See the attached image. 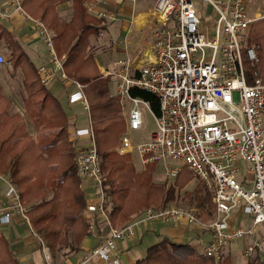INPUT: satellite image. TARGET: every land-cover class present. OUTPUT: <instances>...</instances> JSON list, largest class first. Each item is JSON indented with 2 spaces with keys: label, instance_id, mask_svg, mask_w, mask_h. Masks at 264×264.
<instances>
[{
  "label": "built area",
  "instance_id": "built-area-1",
  "mask_svg": "<svg viewBox=\"0 0 264 264\" xmlns=\"http://www.w3.org/2000/svg\"><path fill=\"white\" fill-rule=\"evenodd\" d=\"M201 2L211 6V21L201 19L196 0H156L152 8L153 57L137 66L129 58L114 59L100 69V77L114 81L124 109V100L131 103L117 151L134 153L141 169L162 161L164 174L170 179L183 166L190 169L212 191V217L205 221L194 208L153 206L121 226L113 225L105 206L106 175L100 167L89 119L87 126L75 129L77 135L90 138L88 144L75 145L76 172L92 189L85 209L88 228L94 232L99 222L105 224L106 231L73 264L95 259L121 264L118 241L131 242L143 224L181 219L210 229L211 237L202 251L205 256L222 259L227 244L248 238L242 247L243 256L264 264V78L256 67L248 82L244 69V57L253 64L258 62L255 46L248 43L255 18L248 14L247 0ZM104 3L84 0L89 13L112 20L115 14L103 7ZM14 13L30 21L49 52V65L37 68L40 83L48 86L56 77L70 80L76 89L69 94V102L81 101L89 111L84 85L67 76L64 55L56 52L52 30L27 12L22 0H0V18H10ZM5 60L0 53V63ZM133 88L155 94L157 112L149 101L133 95ZM140 104L151 112L154 126L148 138L132 140L130 135L143 125ZM1 184L0 225L17 215L41 245H46L30 221L28 206L16 184L2 171ZM80 188L84 190L82 182ZM233 210L244 214L248 225H232ZM43 264H53L45 250Z\"/></svg>",
  "mask_w": 264,
  "mask_h": 264
},
{
  "label": "trees",
  "instance_id": "trees-1",
  "mask_svg": "<svg viewBox=\"0 0 264 264\" xmlns=\"http://www.w3.org/2000/svg\"><path fill=\"white\" fill-rule=\"evenodd\" d=\"M62 1L65 0H22V5L52 30L56 52L59 56L64 55L62 63L67 76L84 85L100 167L107 175L105 206L111 223L118 226L142 206L153 202L165 206L182 193L186 201L210 208L198 213L207 219L213 209L211 190L199 181L192 190L181 192L194 177L190 169L183 166L174 178L156 181L153 178L155 163L137 170L129 159V152L117 154L112 150L118 144L124 122L111 107L114 97L108 94V82L100 78L94 54L90 51V37L102 33L106 20L89 13L84 0H71L72 14L65 20L57 11V4ZM0 39L10 48L9 62L22 66L28 95L25 108L34 109L32 119L41 123L44 129L57 128L46 138H34L26 130L21 115L7 110L10 100L0 91V171L8 174L16 184L21 199L28 206L30 221L46 239L48 249L64 246L76 249L92 231L85 217L88 202L79 188L82 179L76 172L74 146L73 151L66 150L68 142L59 139L65 133V112L60 101L40 83L36 67L25 55L18 39L1 23ZM248 42L255 46L258 56L257 64L244 57V69L251 82L256 67L260 68L264 78V16L251 22ZM29 81L34 84L33 88ZM131 93L149 101L153 111L157 112L155 94L140 88L131 89ZM102 229V223L96 222V233ZM200 237L175 241L162 236L149 244L131 264H232L228 253L219 260L204 256V241ZM0 264H18L1 231Z\"/></svg>",
  "mask_w": 264,
  "mask_h": 264
},
{
  "label": "crops",
  "instance_id": "crops-1",
  "mask_svg": "<svg viewBox=\"0 0 264 264\" xmlns=\"http://www.w3.org/2000/svg\"><path fill=\"white\" fill-rule=\"evenodd\" d=\"M155 1L156 0H109L108 4H103V7L107 10L115 12V17L112 20L106 21L102 31L103 33L107 30L110 38L113 37L110 39L111 42L103 43L100 40L102 33L98 37H90V51L94 54L99 73L102 67L110 64L114 59L129 58L132 60L133 65L137 66L153 57L152 42L154 16L152 14V8ZM247 1L249 15L253 16L255 19L264 16V14H259L260 5H264V0ZM252 6L256 9L254 15L250 14ZM57 11L61 18L64 16L63 19L68 20L72 14V1L65 0L59 2L57 4ZM113 20H117L114 25L111 23ZM0 23L18 39L24 49L25 55L36 67V70L40 65H49V52L43 40L36 34L30 21H28L23 14L14 13L10 18H0ZM97 40H100V45L103 46V49L101 48V50L93 51L91 46ZM0 53L6 58L4 62L0 63V91L10 100L7 110L21 115L26 130L34 138L37 136H43L46 138L49 132H52L57 128L44 129L42 128L41 123L38 124L32 119V114L35 113L34 109L32 107L25 108V100L28 95L25 87L26 85L23 82L22 66L14 65L9 62L10 48L3 39H0ZM109 81L111 80L107 81L108 94L114 97L111 107L114 108L113 111L116 112L115 114L122 118V122H124L125 126V110H127L128 107H125L126 109H124L122 103L117 98L114 81H112L114 85L113 89H111ZM28 83L31 85V88H33L34 84H30V81ZM46 87L50 94L60 101L62 109L66 115L65 133L62 137H59V139H65L67 142H70L74 145V148L77 143L85 144L87 141L89 142L90 138L88 136L77 135L75 133L76 128L87 126L88 120H91V118L89 111L83 107L81 101L73 103L69 102V94L76 89L74 84L70 80L56 77ZM133 164L136 168H140L137 158ZM190 182L191 181L187 184ZM82 183L84 185V194L87 198V202H89L92 199L90 183L88 180L82 181ZM3 188L4 185L1 184L0 200L3 199ZM233 213L232 225L242 224L243 220L240 219L237 221L241 212L233 210ZM245 220H247L246 217ZM24 225V222L17 215H13L10 222L0 225L2 236L6 240L9 250L18 264H43L44 250L50 255L53 264H73L92 246H94L97 243L99 236L106 231V226L102 223L103 229L100 233H96L95 229L92 234L84 237L81 244L76 249L72 250L68 256H63L59 249L49 250L47 245L42 246L35 236L31 233L27 234ZM162 236H167L175 241H186L190 238L201 236L200 238L204 241L202 244L203 248L204 244L210 237V232L208 230H201L196 224L188 223L184 219H181L176 223L157 222L146 228L142 226L131 242H117L121 264H131L136 258L141 256L139 253L142 251H137V254L134 250L136 247H141L142 244L146 242L143 251L144 253L149 244L158 241ZM235 247V242L227 244L224 249L225 253L230 254L232 257L234 252L237 251L241 257V255H243L242 248L240 249V247H237L238 250H235ZM58 256L63 257L60 259ZM244 261H246V259ZM88 264L110 263L95 259Z\"/></svg>",
  "mask_w": 264,
  "mask_h": 264
},
{
  "label": "rangeland",
  "instance_id": "rangeland-1",
  "mask_svg": "<svg viewBox=\"0 0 264 264\" xmlns=\"http://www.w3.org/2000/svg\"><path fill=\"white\" fill-rule=\"evenodd\" d=\"M108 2H109V0H105V5L106 4H108ZM196 4L197 5H199V7H200V9H199V12H198V14H199V16L201 17V19L203 20V21H206V20H209V21H211V19L213 18V10H212V8H211V6H209V4H207V3H204V2H201L200 3V0H196ZM256 11V9H254V6H252L251 7V11H250V14H252V15H254V12ZM114 14H115V12H113ZM259 14L260 15H263L264 14V5H260V12H259ZM63 18H64V16H63ZM107 21V20H106ZM117 22V20H113L111 23L114 25L115 23ZM91 38H92V36H91ZM113 37H111L110 38V36L108 35V31L107 30H105L103 33H102V35L100 36V40L103 42V43H108V42H111V40L110 39H112ZM100 40H97V41H95L94 42V44H92V46H91V48H92V50L93 51H95V50H101V48L103 49V46L102 45H100ZM248 43H251V42H248ZM102 46V47H101ZM102 62H104V61H102ZM104 80V79H103ZM106 80V79H105ZM106 81H108V80H106ZM109 84H110V87H111V89H113V82L112 81H109ZM234 97L235 98H237V93L235 92L234 93ZM124 105H125V107H129L130 105H131V103L129 102V101H127V100H124ZM139 107H140V109L142 110V117H143V125H142V128L140 129V130H137V131H135V132H133V134H131L130 136H131V139L132 140H141V139H146V138H148V136H149V133L151 132V130H152V128H153V126H154V118H153V116H152V114H151V112L146 108V106L145 105H143V104H140L139 105ZM125 112H126V110H125ZM55 130H57V129H55ZM55 130H53V131H55ZM52 131V132H53ZM120 136H121V134L119 135V137H118V144L115 146V147H113L112 148V150L114 151V152H116L117 154H120L118 151H117V146L119 145V143H120ZM95 141V140H94ZM89 142L87 141L85 144H88ZM78 144V143H77ZM96 144V143H95ZM73 146L74 145H72L70 142H68V144L66 145V150H72L73 151ZM75 149V148H74ZM99 156H100V154H99ZM129 159L131 160V162L133 161V162H135V159H136V157H135V155H134V153H132V152H129ZM155 166V168H154V171H153V178H154V180H156V181H163V180H165L167 177L165 176V174H164V167H163V162L162 161H157V163L156 164H154ZM138 169L137 170H140V168L139 167H137ZM106 175V174H105ZM168 179V178H167ZM106 180H107V175H106ZM82 182V181H81ZM81 182L79 183V188H80V184H81ZM106 182V181H105ZM199 181L195 178V177H193L192 179H191V182L189 183V184H187L185 187H184V189H182L181 190V192H183L184 190H186V189H188V190H192L193 188H194V186H195V184H197ZM208 188V187H207ZM81 189V188H80ZM209 189V188H208ZM82 190V189H81ZM211 193H212V191H211ZM182 195H183V193L181 194V195H178L174 200H172L171 202H168V204L167 205H165V206H161V204H157L156 202H153V203H149V204H146V205H144V206H142L141 207V209H139L138 211H136L135 212V214L129 219V220H131V219H133L137 214H139L142 210H144L145 208H147V207H168V206H177V207H182V208H194L195 210H196V212L197 213H199V212H202V211H209V209L210 208H208V206L207 207H200V206H198V204L196 203V202H188V200L186 201V199H184V197H182ZM211 201H212V195H211ZM212 203H213V201H212ZM214 206V205H213ZM108 212V211H107ZM212 214H213V209H211V214H210V216L207 218V219H204V218H202L200 215V217L203 219V220H209L211 217H212ZM234 214V213H233ZM244 214H239V218H238V220L237 221H239L240 219L241 220H243L242 222V224L243 225H248V221L247 220H245V216H243ZM21 219V218H20ZM23 222H24V220L23 219H21ZM129 220H127V221H129ZM127 221H125V223L127 222ZM167 222H172V223H174L173 221H167ZM189 223V222H188ZM24 224H25V222H24ZM124 223H122V224H120V225H118V226H121V225H123ZM153 224V223H152ZM152 224H143L142 226L144 227V228H146L147 226H149V225H152ZM197 225V224H196ZM25 227V230H26V232H27V234H30V231H29V229L27 228V226H26V224L24 225ZM142 226H141V228H142ZM198 226V225H197ZM33 227H34V225H33ZM199 228H201V230H208L209 232H210V237H211V231H210V229H208V228H202V227H200V226H198ZM35 228V227H34ZM140 228V229H141ZM139 229V230H140ZM36 230V229H35ZM264 234V233H263ZM210 237H209V239H210ZM134 239V238H133ZM208 239V240H209ZM46 240V239H45ZM207 240V241H208ZM248 240V238H246V239H244L243 241L242 240H236V241H234L235 242V250H238V248L237 247H240V249L242 248V245L244 246L245 245V241H247ZM206 241V242H207ZM232 243V242H231ZM145 244H146V242H144L143 244H142V246L141 247H139L138 246V248L136 247L134 250L137 252V251H142L141 253L143 254V251H144V249H145ZM60 251H61V254L64 256V255H69L71 252H72V250H74V249H72L71 250V248L69 247V246H64V247H62L61 249H59ZM38 251V250H37ZM202 251H203V248H202ZM39 253V252H38ZM141 253H139V255H142ZM137 254H138V252H137ZM224 254H225V250H224ZM62 256V257H63ZM205 256V255H204ZM60 259L62 258L61 256H58ZM246 259V261H244ZM231 262H232V264H263L262 262H260V261H257V260H255V258L254 259H252V258H248L247 259V257L245 258L243 255H241V257H240V255L238 254V252L237 251H235L234 252V254L232 255V257H231Z\"/></svg>",
  "mask_w": 264,
  "mask_h": 264
}]
</instances>
